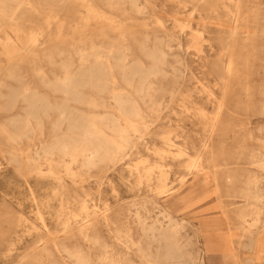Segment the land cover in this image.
Returning a JSON list of instances; mask_svg holds the SVG:
<instances>
[{
	"label": "rangeland",
	"instance_id": "obj_1",
	"mask_svg": "<svg viewBox=\"0 0 264 264\" xmlns=\"http://www.w3.org/2000/svg\"><path fill=\"white\" fill-rule=\"evenodd\" d=\"M137 2L144 8L140 14L128 1L30 0L17 20L0 23V85L5 83L0 87V126L12 118L4 116L13 111L1 109L9 89L24 84L50 103H60L63 95L47 85L55 86L65 76L63 66L78 72L81 56L88 55L91 62L96 49L113 42L128 50L129 62L137 58L148 65L141 46L146 37L162 35L160 27L169 45L167 77L152 79L155 89L166 90H158L152 99L134 93L144 124L113 161L90 169L83 168L81 160L72 161L70 173L69 158L43 154L66 127L54 132L55 115L39 118L40 127L29 123L16 143L0 131V233L61 231L67 219L74 224L86 212L105 213L112 221L129 213L147 225L167 216L165 220L184 223L179 235L187 252L200 255L201 264H264V210L258 244L239 248L236 243L240 214L248 208L239 192L254 168L234 173L229 183L224 174L214 177L211 171L199 174L189 167L200 154L208 161L209 151L218 163L248 162L264 153V0H244L236 18L231 16L235 7L228 13L226 0ZM234 25L240 29L236 34L231 32ZM227 47L233 51L232 61ZM114 74L115 87L129 91L117 71ZM169 89L178 92L172 99ZM82 92L87 101L95 98L97 106L86 98L81 104L71 102L78 115L96 116L97 121L117 116L107 95ZM24 107L20 102L14 118H23ZM162 173L166 176L160 181ZM30 243L28 239L23 247ZM23 247L15 254L22 255ZM0 264H7L3 253Z\"/></svg>",
	"mask_w": 264,
	"mask_h": 264
},
{
	"label": "bare ground",
	"instance_id": "obj_2",
	"mask_svg": "<svg viewBox=\"0 0 264 264\" xmlns=\"http://www.w3.org/2000/svg\"><path fill=\"white\" fill-rule=\"evenodd\" d=\"M107 1L116 4L128 1L137 14L144 10L139 8L138 0ZM226 2L230 15L233 13L230 8L235 7L236 13L231 16L236 18L244 0H226ZM27 4H30V0H0V23L4 25L13 23L20 17ZM177 27L183 29L184 25L177 24ZM258 27L257 24L254 27L257 32ZM160 28L162 35L156 34L153 39L146 37V42L141 46L144 59L149 61L148 65L137 58L129 62L128 50L125 47L116 48L111 42L108 46L96 49L91 62L88 55L81 56V68L78 72H69L67 66H63L65 76L58 80L57 85L53 86L51 83L47 85L52 92L63 95L64 100L60 103H50L47 96L35 89L31 90L24 84L9 89L4 96L7 102L1 109L9 113L13 111L8 116H4L5 119L12 118L9 119L8 126H0L1 133L5 135L7 141L16 143L29 123L34 121L39 126V118L42 116L50 118L55 115L54 132H60L63 125L66 127L63 134L43 148V154L52 157L57 153L61 159L69 158L67 170L70 173L74 171L70 168L72 161L81 160L83 168L90 169L122 156L132 142L133 134L139 132L141 125L144 124L143 113L133 98L134 93L152 99L158 90H161L160 92L166 90L155 89L152 83V79L167 77L165 66L169 56L166 50L169 47L168 36L165 29ZM239 30L235 25L231 28L232 34H236ZM261 32L264 39V25ZM195 40L198 38L195 37ZM261 47L264 48V44ZM232 55L233 51L227 47V57L230 61ZM116 71L129 91L122 92L115 87ZM14 75L10 72L9 78ZM15 79L19 82L21 80L18 75ZM4 86L3 82L0 87ZM83 89H92L96 94L107 95L113 102L117 116L107 115L97 121L96 116L86 119L78 115L70 103L81 104L85 98L87 101ZM168 92L171 99L178 93L174 89H169ZM20 102L25 105L22 119L14 118L20 113L18 111ZM87 102L97 106L95 98H90ZM155 103L159 106L161 100ZM16 108L18 109L14 110ZM213 130L212 127L209 131L213 132ZM183 152L180 151L179 155L184 154ZM207 156L209 159L204 162L200 154L196 161L190 162L189 167L196 169L199 174L206 170L211 171L214 177L224 174L229 183H232L234 173L248 171L247 167L254 168L244 180L243 188L239 192L246 197L248 208L246 212L240 214V234L236 243L239 248L247 244L256 246L260 232L257 229L260 222L259 215L264 210V153L247 159L248 162L230 163H218L217 158L210 151ZM165 176L162 173L158 179L162 181ZM40 212L39 209L38 214ZM166 218L167 216L158 218L152 225H147L141 217L135 219L129 213H121L116 221H112L105 213L86 212L74 224L67 219L66 227L61 231L24 232L16 229L1 232L0 253L5 255L7 264H201L203 261L200 255L194 256L187 252L186 243L182 242V237L179 235L180 226H184V223L175 221L171 217L168 220H165ZM28 239L31 243L23 247ZM22 247L25 251L22 255H16L15 252Z\"/></svg>",
	"mask_w": 264,
	"mask_h": 264
}]
</instances>
